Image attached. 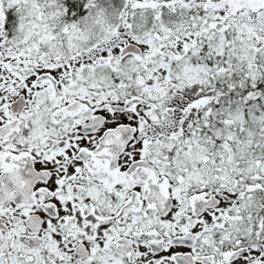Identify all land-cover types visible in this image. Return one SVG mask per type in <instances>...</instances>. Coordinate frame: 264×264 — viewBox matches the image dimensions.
Returning a JSON list of instances; mask_svg holds the SVG:
<instances>
[{
    "label": "snow or ice",
    "instance_id": "snow-or-ice-1",
    "mask_svg": "<svg viewBox=\"0 0 264 264\" xmlns=\"http://www.w3.org/2000/svg\"><path fill=\"white\" fill-rule=\"evenodd\" d=\"M0 264H264V0H0Z\"/></svg>",
    "mask_w": 264,
    "mask_h": 264
}]
</instances>
